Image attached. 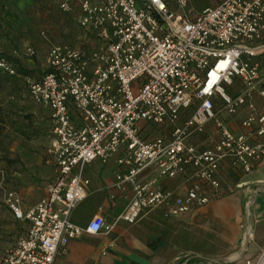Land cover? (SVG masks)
<instances>
[{"label": "built area", "instance_id": "2783aa9c", "mask_svg": "<svg viewBox=\"0 0 264 264\" xmlns=\"http://www.w3.org/2000/svg\"><path fill=\"white\" fill-rule=\"evenodd\" d=\"M57 2L94 44L88 50L52 44L42 76L28 79V97L50 111L55 178L25 211L8 170L0 167V194L13 217L28 223L0 264H54L73 239L110 229L101 215L86 227L71 220L88 194L85 169L96 160L116 156L119 183L132 185L122 215L129 223L157 209L172 217L199 210L233 190H225L220 177L225 162L249 174L264 161L258 58L264 52V0H221L198 12L189 0H176V9L165 0ZM0 71L17 75L4 55ZM232 86L240 90L229 92ZM242 109L241 130L235 132L220 114L234 117ZM208 131L212 144L198 146L194 140ZM151 167L154 174L140 179ZM178 176L188 184L184 195L160 187L161 179Z\"/></svg>", "mask_w": 264, "mask_h": 264}, {"label": "crops", "instance_id": "0c3cea01", "mask_svg": "<svg viewBox=\"0 0 264 264\" xmlns=\"http://www.w3.org/2000/svg\"><path fill=\"white\" fill-rule=\"evenodd\" d=\"M29 48L35 49L29 45L27 54ZM239 90V86H235L232 92ZM256 102L260 108L261 99L257 97ZM44 109L50 116V111ZM244 116L243 109L234 117L220 114L235 132L241 130ZM211 137L208 131L194 142L209 147ZM120 172L116 156L106 163L96 160L86 167L85 176L90 181L88 194L72 210L71 220L86 227L94 216L101 215L110 229L98 234L85 232L73 239L67 252L58 255L54 264H248V261L259 264L264 261V193L257 188L247 197L245 188L252 180L261 182L264 161L257 163L249 174H242L225 162L220 177L225 190L233 187L231 192L179 217L168 216L164 209H157L146 213L137 223L122 219L132 199L133 188L130 183H119L117 175ZM153 174L151 167L139 178L145 180ZM54 178L55 173L52 181ZM52 181L43 183L42 194L26 192V196L18 190L14 175L10 185L20 192L26 211L40 200ZM159 185L174 196L184 195L188 188L183 176L163 178ZM0 200L4 202L1 194ZM23 226L27 230V221Z\"/></svg>", "mask_w": 264, "mask_h": 264}, {"label": "rangeland", "instance_id": "374dc122", "mask_svg": "<svg viewBox=\"0 0 264 264\" xmlns=\"http://www.w3.org/2000/svg\"><path fill=\"white\" fill-rule=\"evenodd\" d=\"M168 1L177 8L176 0ZM220 1L189 0L195 12ZM55 43L88 50L94 39L79 26L74 15L59 9L57 0H0V55L9 58L18 71L14 77L0 71V167L8 170L10 178L14 175L23 196L26 192L42 194L43 183L52 181L55 173L49 151V113L27 95L28 79L42 76L47 52ZM29 45L35 47L36 55L25 52ZM258 58L264 83V53ZM137 84L136 81L133 85L134 91ZM234 88L227 89L232 92ZM259 179L261 182L249 180L245 186L247 197L257 188L264 193V173ZM25 222L15 221L6 203L0 200V260L26 232Z\"/></svg>", "mask_w": 264, "mask_h": 264}, {"label": "trees", "instance_id": "16d2710c", "mask_svg": "<svg viewBox=\"0 0 264 264\" xmlns=\"http://www.w3.org/2000/svg\"><path fill=\"white\" fill-rule=\"evenodd\" d=\"M165 1L167 2V4L169 5L170 8H172V9H176V8H173V7L170 6V3H169L168 0H165ZM175 3H176V2H175ZM17 72H18V71H17Z\"/></svg>", "mask_w": 264, "mask_h": 264}]
</instances>
